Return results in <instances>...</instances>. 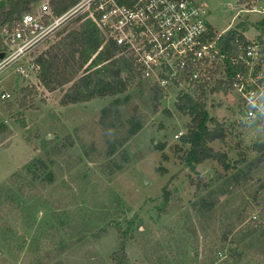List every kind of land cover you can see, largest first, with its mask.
<instances>
[{"label":"rangeland","instance_id":"rangeland-1","mask_svg":"<svg viewBox=\"0 0 264 264\" xmlns=\"http://www.w3.org/2000/svg\"><path fill=\"white\" fill-rule=\"evenodd\" d=\"M198 1L216 33L243 22L257 41L264 0ZM78 27L64 24L36 54ZM29 76L0 69V264H264V122L246 119L232 92L206 95L226 131L210 146L230 168L209 159L191 170L175 89L160 100L166 116L144 80L60 106L70 83L48 91ZM121 245L126 258L112 262Z\"/></svg>","mask_w":264,"mask_h":264},{"label":"built area","instance_id":"built-area-1","mask_svg":"<svg viewBox=\"0 0 264 264\" xmlns=\"http://www.w3.org/2000/svg\"><path fill=\"white\" fill-rule=\"evenodd\" d=\"M52 1L39 0L1 26L0 69L36 76L38 45L64 24L90 20L103 36L101 46L111 41L115 57L125 56L141 79L163 93L173 88L175 94L195 95L221 82L226 89L219 93L232 92L246 119L264 122V48L240 32L247 42L236 37L232 48L223 50L221 37L229 28L211 30L198 0H74L61 14L53 11Z\"/></svg>","mask_w":264,"mask_h":264},{"label":"trees","instance_id":"trees-1","mask_svg":"<svg viewBox=\"0 0 264 264\" xmlns=\"http://www.w3.org/2000/svg\"><path fill=\"white\" fill-rule=\"evenodd\" d=\"M38 1L5 0L6 9L0 12V28L3 24L12 22L14 19L20 18L22 14L29 12L32 5ZM73 2L74 0H53V11L56 14H61ZM244 25L245 23L240 22L222 35L220 43L223 50L232 48L231 42L236 37L242 43L247 42L242 33L238 31ZM251 26L258 31L257 41L264 48V21L255 22ZM210 28L212 30V27ZM102 43L103 36L96 25L90 20H84L77 29H71L61 35L52 46L36 58V63L40 67L39 82L48 91H54L58 87L70 83L59 99L61 106L89 102L94 98L125 94L129 89L130 81L143 80L134 71L130 60L125 56L115 57L117 47L111 41L101 46ZM150 85L155 112L160 111L166 116H171L169 109L159 108L162 95L167 93H163V90L156 84ZM225 89L220 82L210 91L201 90L195 95H179L174 102L175 109L181 115L189 117V122L185 125V133L180 135V141L189 145L188 150L182 154L181 160L191 170L209 159L221 163L225 169L230 168L227 155L210 146L213 141L223 140L226 137V131L222 122L208 115L206 105L207 94ZM140 128L141 124L138 123L132 133H136ZM162 147L159 146L158 149L161 150ZM261 187L264 189V182ZM168 198L169 192L164 190V199ZM119 234L124 235L123 232H119ZM125 258L124 245L110 254V260L115 263Z\"/></svg>","mask_w":264,"mask_h":264},{"label":"water","instance_id":"water-1","mask_svg":"<svg viewBox=\"0 0 264 264\" xmlns=\"http://www.w3.org/2000/svg\"><path fill=\"white\" fill-rule=\"evenodd\" d=\"M3 56H4V53L0 52V59L3 58Z\"/></svg>","mask_w":264,"mask_h":264},{"label":"crops","instance_id":"crops-1","mask_svg":"<svg viewBox=\"0 0 264 264\" xmlns=\"http://www.w3.org/2000/svg\"><path fill=\"white\" fill-rule=\"evenodd\" d=\"M67 88H68V87H67ZM63 93H64V92H63ZM63 93H62V94H63ZM59 99H60V98H59ZM93 100H94V99H93ZM60 106H61V105H60Z\"/></svg>","mask_w":264,"mask_h":264}]
</instances>
